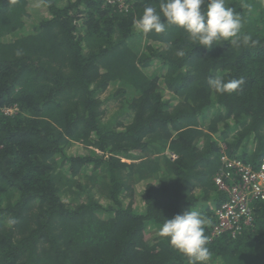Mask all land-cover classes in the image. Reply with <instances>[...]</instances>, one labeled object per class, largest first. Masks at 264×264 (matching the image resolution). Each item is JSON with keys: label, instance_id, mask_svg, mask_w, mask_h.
<instances>
[{"label": "trees", "instance_id": "1", "mask_svg": "<svg viewBox=\"0 0 264 264\" xmlns=\"http://www.w3.org/2000/svg\"><path fill=\"white\" fill-rule=\"evenodd\" d=\"M126 1L0 0V264H264V202L211 239L221 153L264 160V0Z\"/></svg>", "mask_w": 264, "mask_h": 264}, {"label": "built area", "instance_id": "2", "mask_svg": "<svg viewBox=\"0 0 264 264\" xmlns=\"http://www.w3.org/2000/svg\"><path fill=\"white\" fill-rule=\"evenodd\" d=\"M104 1L123 11L128 9L125 0ZM17 112L16 105L2 109L6 116L17 115ZM219 160L221 168L213 180L225 200L215 208L211 239L223 234L239 235L253 222V204L264 202V160L258 166H253L224 153H221Z\"/></svg>", "mask_w": 264, "mask_h": 264}, {"label": "rangeland", "instance_id": "3", "mask_svg": "<svg viewBox=\"0 0 264 264\" xmlns=\"http://www.w3.org/2000/svg\"><path fill=\"white\" fill-rule=\"evenodd\" d=\"M65 1L66 0H57V3H58V5H63L65 3ZM134 39H138L139 40V44H138V48L139 49H136V50H140V48H142L144 46V44H145L144 38H142V37H139V38L134 37L133 40ZM141 50H143V48ZM78 151H79V153H86V149L83 146L79 147L78 150H76V152H78ZM165 154L168 155V156H171L168 151H165Z\"/></svg>", "mask_w": 264, "mask_h": 264}, {"label": "clouds", "instance_id": "4", "mask_svg": "<svg viewBox=\"0 0 264 264\" xmlns=\"http://www.w3.org/2000/svg\"><path fill=\"white\" fill-rule=\"evenodd\" d=\"M126 1V0H125ZM127 2V1H126ZM127 4H128V2H127ZM114 7H116L117 9H119L117 6H114ZM129 4H128V9H127V11L129 10ZM121 10V9H120ZM123 11V10H122ZM6 107V106H5ZM169 152V151H168ZM171 156H169L171 159H174L175 158V156L173 155V154H171V153H169ZM216 174V173H215ZM215 176V175H214ZM214 178V177H213ZM213 180V179H212ZM213 184L215 185V183H214V180H213ZM215 188L217 189V186L215 185ZM217 191H219L218 189H217ZM224 200H225V198H224ZM223 200V201H224ZM215 211V210H214ZM215 217V216H214Z\"/></svg>", "mask_w": 264, "mask_h": 264}, {"label": "crops", "instance_id": "5", "mask_svg": "<svg viewBox=\"0 0 264 264\" xmlns=\"http://www.w3.org/2000/svg\"><path fill=\"white\" fill-rule=\"evenodd\" d=\"M103 2H104L106 5H110V4L106 3L104 0H103ZM110 6H112V5H110ZM113 7H114V6H113Z\"/></svg>", "mask_w": 264, "mask_h": 264}]
</instances>
